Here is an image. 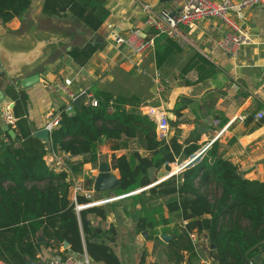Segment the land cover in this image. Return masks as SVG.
<instances>
[{
    "label": "trees",
    "instance_id": "trees-1",
    "mask_svg": "<svg viewBox=\"0 0 264 264\" xmlns=\"http://www.w3.org/2000/svg\"><path fill=\"white\" fill-rule=\"evenodd\" d=\"M55 1L60 5L65 3ZM73 1L71 10L93 30L108 16L107 0ZM30 3L31 0H0V22L6 24L20 17ZM65 8L61 6L54 11H66ZM45 10L52 13L46 7ZM153 32L150 30V36ZM103 46V41L88 42L83 47H72L67 55L75 65L84 66ZM152 50L154 65L159 68L172 54L181 52L182 47L166 35L158 34L153 38ZM191 70L195 71L197 83L217 74L212 63L197 52L182 72ZM16 84L18 81L4 87L13 100L12 112L17 118L12 128L14 136L0 128V261L3 264H25L28 259H37L42 244L52 249L64 241L74 254L85 252L90 262L120 264L110 246L93 241L102 232L95 231L87 215L104 218L101 207L83 209L77 217L68 199L67 173L49 168L44 156L48 150L78 156L76 161L67 163L70 170L77 171L80 165L95 160L96 146L101 141H122L118 145L126 147L131 139L136 140L143 152L113 156L111 161L119 179L115 194L141 189L132 196L140 207L139 230H148L151 238L160 233L171 234L170 253L176 264L182 260L180 250L193 251L187 234L194 229L197 233L206 230L205 236L214 246L211 257L215 264H249L250 261L264 264V244L252 248L264 239V182L244 178L234 164L221 156L217 140L198 155L203 148L197 142L198 136L182 147L177 134L184 105L171 109L175 118L169 120V125L174 134L157 139L154 121L137 110L140 103L137 96L119 95L108 110L112 95L94 91L97 105L82 102L78 107L73 106L71 114L62 113L58 126L44 142L33 135L34 130L26 119L27 94ZM189 158L192 160L177 174L163 181L155 183L157 178L148 174L149 169L156 172L176 160ZM209 182L219 190L213 199L202 190ZM83 200L78 198V202ZM204 215L209 218H202ZM175 219L184 225H177ZM38 231L46 238L43 243L35 240ZM140 263L146 264L144 256Z\"/></svg>",
    "mask_w": 264,
    "mask_h": 264
},
{
    "label": "crops",
    "instance_id": "crops-1",
    "mask_svg": "<svg viewBox=\"0 0 264 264\" xmlns=\"http://www.w3.org/2000/svg\"><path fill=\"white\" fill-rule=\"evenodd\" d=\"M64 1V5H60L55 0H31L20 17L6 24L0 22L1 34L20 45H31L33 36L54 35L61 39V43L49 51L35 68L20 77L38 74V80L26 87L20 85V78H10L0 67V109L5 105L12 109L13 100L5 93L4 87L15 81H18L15 87L27 94L26 119L34 132L44 127L47 111L61 109L71 102V94L84 93L87 100V95L93 96L94 91H106L112 95L111 109L117 96L135 95L140 100L139 106L163 109L167 117L175 105H184L177 134V141L182 147L195 136H198L197 142L202 147L217 140L221 156L234 164L244 178L264 182V117L254 118L258 111H264V2L245 9L238 19L233 18L249 37V42L239 46L236 53L225 52L216 45L227 31L226 26L215 19L203 20L185 28L191 44L182 47L181 52L172 54L157 68L152 49L143 55H135L124 47H114L109 36L112 32L125 35L129 30L136 29L142 33L141 36L149 37L151 29L144 25L142 6L159 9L167 6L170 0H107L105 7L108 16L96 30L84 25L71 10L73 0ZM61 6H65L66 11H54ZM45 7L52 13L47 12ZM97 40L103 41L104 46L95 51L84 66L75 65L67 55L72 47H83ZM196 52L217 70L214 77L198 83L194 70L182 72ZM155 77L162 85L160 94L156 93ZM55 81L62 82L67 92H50L48 87ZM174 118L172 112L171 119ZM2 125L0 117V128ZM173 134L172 129L168 137ZM119 142L122 141L103 140L98 143L95 160L80 165L77 171L70 170L67 163L76 161L78 156L55 152V157L53 151L48 150L44 159L66 169L67 180H80L85 188L93 190L99 163L107 162L111 174L118 178L117 170L112 168V157L132 151L143 152L135 139L129 140L126 147L119 146ZM144 154L147 155L146 152ZM189 161L190 158L176 160L169 163L168 168L161 167L156 172L149 169L152 170L150 177L159 179L169 173L177 174L181 170L179 167ZM59 167L57 170L61 169ZM137 193L117 195L113 189L95 194L97 198L110 200L99 206L104 218L91 213L87 215L95 231L102 232L93 241H102L110 246L120 264H141L142 256L146 264H176L174 255L170 253L173 248L169 242L171 234L160 233L151 238L148 230L138 229L140 207L132 199ZM68 199L71 200L70 192ZM76 215L78 217V213ZM175 222L179 226L184 225L179 219H175ZM109 229H112V233H106ZM162 235H167V240L162 239ZM203 235H206L205 229L198 233L199 238ZM81 237L84 244L82 233ZM35 240L43 243L46 238L38 231ZM192 248L190 253L183 250L178 252L182 260L177 264H203L205 259L211 258L214 246L205 241L192 245ZM65 249L68 251L65 252ZM61 254H74L69 250V244L65 247V241L52 249L42 244L37 259L32 261L40 264V256ZM81 255L88 259L85 252ZM81 255H77L79 259ZM30 261L27 260L28 263ZM90 263L104 264L101 261ZM0 264L3 263L0 261Z\"/></svg>",
    "mask_w": 264,
    "mask_h": 264
},
{
    "label": "built area",
    "instance_id": "built-area-1",
    "mask_svg": "<svg viewBox=\"0 0 264 264\" xmlns=\"http://www.w3.org/2000/svg\"><path fill=\"white\" fill-rule=\"evenodd\" d=\"M263 2L264 0H238L236 2H232L231 0H221L219 2L212 0H170L167 6L160 7L159 9H154L149 5H143L144 25L148 29L154 31L151 36L143 37L140 31L132 29L125 35L112 32L109 38L114 47H124L135 55H143L148 49H152L154 36L158 34L166 35L168 38L174 40L180 47H184L191 44V39L186 33L185 28L195 25L198 21L215 19L220 21L227 28L223 36L217 40V47L228 53H236L239 46L249 42V37L242 31L240 25L233 18L235 17L238 19L245 9L262 4ZM153 80L156 84V93L160 94L162 85L157 77ZM48 88L52 93L58 91L67 92L65 85L60 81H55V83L50 84ZM78 95L80 94H71V102L64 108L46 112L43 128L46 129L48 133L58 126L62 113L71 114L73 112L72 101ZM87 98L88 99L85 100L86 104L92 106L97 105V100L93 96L87 95ZM138 108L143 115H146L154 121L156 138L167 139L171 128L165 110L149 105H140ZM107 109L111 110V101ZM0 117L3 124H6L11 129L14 128L17 118L14 116L10 106L5 105L0 109ZM263 117L264 111H258L254 116L255 119H262ZM213 124L216 125V122L214 121ZM205 148L206 147H203L196 155L200 154ZM52 153L56 157V154L54 152ZM191 160L192 158L190 161ZM46 164L55 172L66 171V169L59 167L55 163L46 162ZM184 166L185 164H182L179 168L182 169ZM58 167L61 169L57 170ZM172 174L173 173H169L157 179L155 183L162 181L164 178L166 179ZM67 181L69 182L70 201L73 204L75 213L89 207L100 206L110 200L97 198L95 191L85 188L80 180L70 179ZM78 198H83V202H78ZM187 235L194 246H196L198 242L208 241L205 235L199 238L196 231H190ZM82 257L83 261L74 254L64 257L40 256L38 260L43 264H89L87 257L85 255H82ZM203 264L215 263L211 257L205 259Z\"/></svg>",
    "mask_w": 264,
    "mask_h": 264
},
{
    "label": "water",
    "instance_id": "water-1",
    "mask_svg": "<svg viewBox=\"0 0 264 264\" xmlns=\"http://www.w3.org/2000/svg\"><path fill=\"white\" fill-rule=\"evenodd\" d=\"M59 43H61V39L57 36L51 35L44 37L33 36L31 45H20L3 36L0 31V67L10 78H20L26 71L35 68L38 63L47 56L49 51ZM37 80L38 74L36 73L25 78H20L19 82L22 87H26ZM85 98L86 96L84 93L78 95L72 101L73 106L78 107ZM171 118L172 112H169L168 119L171 120ZM1 129L6 131L11 137L14 136L13 129L9 128L6 124H3ZM33 135L44 142L48 141L49 133L44 128L35 131ZM151 172L152 170H149V176L151 175ZM118 185L119 179L111 174V167L108 163L105 161L99 163L98 173L93 182V190L95 192H103L116 189ZM167 238V235H162V239L167 240ZM260 244H264V239L260 240L252 248L257 247ZM67 246L68 243L65 242V247ZM80 260L83 261L82 255ZM31 261L28 263L26 260L25 264H34L33 261ZM39 262L40 264H43L41 261ZM249 264L254 263L250 261Z\"/></svg>",
    "mask_w": 264,
    "mask_h": 264
},
{
    "label": "rangeland",
    "instance_id": "rangeland-1",
    "mask_svg": "<svg viewBox=\"0 0 264 264\" xmlns=\"http://www.w3.org/2000/svg\"><path fill=\"white\" fill-rule=\"evenodd\" d=\"M202 190L208 195L209 198L211 197L210 199H213L215 196H218L219 194V190L216 189L214 183L211 182L206 183L202 188Z\"/></svg>",
    "mask_w": 264,
    "mask_h": 264
}]
</instances>
